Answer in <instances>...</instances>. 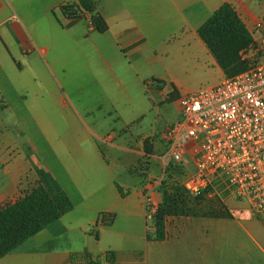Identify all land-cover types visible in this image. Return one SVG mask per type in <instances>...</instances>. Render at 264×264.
<instances>
[{"label": "crops", "instance_id": "1", "mask_svg": "<svg viewBox=\"0 0 264 264\" xmlns=\"http://www.w3.org/2000/svg\"><path fill=\"white\" fill-rule=\"evenodd\" d=\"M74 2L0 0V205L37 185L73 204L0 264H86L85 254L110 252L115 264H264V216H170L155 238L141 186L158 177L160 156L155 137L137 139L157 107L178 110L167 128L181 120L183 75L219 67L199 28L228 3L264 36V0H92L104 33L64 16Z\"/></svg>", "mask_w": 264, "mask_h": 264}, {"label": "built area", "instance_id": "2", "mask_svg": "<svg viewBox=\"0 0 264 264\" xmlns=\"http://www.w3.org/2000/svg\"><path fill=\"white\" fill-rule=\"evenodd\" d=\"M65 8L69 21L83 20L95 28L89 12ZM263 28L259 22L255 30ZM252 38L240 53L247 63L245 71L178 96L182 118L162 133L168 147L159 158L161 175L141 186L147 230L155 232L160 208L155 191L171 163L187 168L182 186L190 196L214 193L222 199L245 201L243 207L229 209L239 220L264 216V36ZM156 83L150 80L148 85ZM103 224L100 217L98 225ZM108 255H101L96 264H110Z\"/></svg>", "mask_w": 264, "mask_h": 264}, {"label": "trees", "instance_id": "3", "mask_svg": "<svg viewBox=\"0 0 264 264\" xmlns=\"http://www.w3.org/2000/svg\"><path fill=\"white\" fill-rule=\"evenodd\" d=\"M68 6L89 12L95 24L94 29L98 32L107 30L105 21L95 12L92 0H76ZM62 9L64 11L65 6ZM199 35L225 77H233L247 69V63L241 60L240 53L253 42V38L230 4L225 3L214 12L199 28ZM186 173L187 168L180 163H171L165 172L159 188L162 199L155 222L154 237L157 239L164 237L165 222L170 216L231 217L226 206H208L204 201L205 193L197 197L190 196L182 186ZM72 209L73 204L66 193L52 195L42 185L32 188L16 201L0 205V256L10 254ZM111 220L107 217L104 223ZM98 258L85 254L83 260L86 264H96ZM107 259L110 264H115L111 252Z\"/></svg>", "mask_w": 264, "mask_h": 264}, {"label": "rangeland", "instance_id": "4", "mask_svg": "<svg viewBox=\"0 0 264 264\" xmlns=\"http://www.w3.org/2000/svg\"><path fill=\"white\" fill-rule=\"evenodd\" d=\"M243 61V60H242ZM223 79V72L218 66L208 65L204 68H198L195 72L191 73L190 75H183L181 77V84L182 90L188 89L191 92H196L202 88L214 85L218 83L220 80ZM178 110L173 105V103H168L165 106L157 107L154 113L150 115V120L146 121L144 123V128L142 131H139V138L138 140H141L143 136H150L152 135L155 141V148L153 150V154L155 156H161L165 152V146L163 144V141L160 140L159 136L160 134L165 132V129L167 126L172 125L176 118H178ZM127 139L131 140L130 137H127ZM105 154L109 155L110 151L107 147H104ZM140 163V167L144 160L139 159V161L135 158L133 159V162ZM152 173L156 176H159L161 174V168L159 165L157 166V163L153 162L152 164ZM138 176V175H137ZM140 177V176H138ZM205 199L204 201L207 203L208 206H212V204L226 206L229 209L231 208H241L244 205H246V202H239V205L236 203H233L235 201H230L234 199H222L218 197V195H214V193H205ZM238 202V201H237ZM223 204V205H222ZM230 207V208H229Z\"/></svg>", "mask_w": 264, "mask_h": 264}]
</instances>
